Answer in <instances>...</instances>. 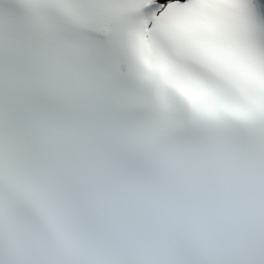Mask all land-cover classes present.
Wrapping results in <instances>:
<instances>
[{
	"label": "snow or ice",
	"instance_id": "6c2138e0",
	"mask_svg": "<svg viewBox=\"0 0 264 264\" xmlns=\"http://www.w3.org/2000/svg\"><path fill=\"white\" fill-rule=\"evenodd\" d=\"M0 264H264V0H0Z\"/></svg>",
	"mask_w": 264,
	"mask_h": 264
}]
</instances>
